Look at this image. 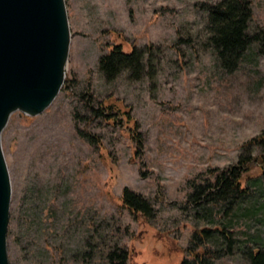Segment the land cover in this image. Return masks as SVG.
<instances>
[{
	"label": "rangeland",
	"instance_id": "rangeland-1",
	"mask_svg": "<svg viewBox=\"0 0 264 264\" xmlns=\"http://www.w3.org/2000/svg\"><path fill=\"white\" fill-rule=\"evenodd\" d=\"M219 1L66 0L65 84L44 112H15L2 133L9 264H108L113 250H128V264H181L203 229L214 253L204 264H252L250 252L264 250V173L228 200L188 201L195 184L256 156L247 144L264 131V53L253 45L236 70L223 68L208 41L207 5ZM251 1L253 33L264 0ZM119 43L152 46L140 77L101 72ZM101 103L130 111L131 131L96 113ZM125 188L150 202L151 217L123 205Z\"/></svg>",
	"mask_w": 264,
	"mask_h": 264
},
{
	"label": "water",
	"instance_id": "water-1",
	"mask_svg": "<svg viewBox=\"0 0 264 264\" xmlns=\"http://www.w3.org/2000/svg\"><path fill=\"white\" fill-rule=\"evenodd\" d=\"M71 26L66 0H0V264H9L12 182L2 133L11 116H36L67 78Z\"/></svg>",
	"mask_w": 264,
	"mask_h": 264
},
{
	"label": "trees",
	"instance_id": "trees-1",
	"mask_svg": "<svg viewBox=\"0 0 264 264\" xmlns=\"http://www.w3.org/2000/svg\"><path fill=\"white\" fill-rule=\"evenodd\" d=\"M208 9V41L215 50L218 60L229 71H234L240 65L245 53L253 45L264 53V27L258 32H250V21L253 18L251 0H221L207 5ZM127 49L123 44L113 45L109 51L99 59V68L107 80L116 79L122 72L131 71L137 77L145 69V57L152 53V46L142 49L134 44ZM94 109V108H93ZM109 121L126 123L125 129L133 128L132 115L128 110H121L112 104L101 103L95 108ZM128 127V128H126ZM136 137V136H133ZM140 141V140H139ZM252 144L260 151L256 156L241 155L239 160L225 169L215 173L212 183H199L194 185V191L189 195L188 201L201 198V200H228L231 195H241L248 192L247 181L257 178L264 173V131L252 138L247 145ZM259 166V172L253 176L250 171ZM123 205L133 214H141L149 218L153 214L150 202L140 193L125 188L122 193ZM209 229L196 230L192 242L195 246L186 248L189 257H185L181 264H204L212 259L214 253L201 244ZM227 240L232 238L224 233ZM252 264H264V250L256 249L250 252ZM130 252L128 250H113L108 254V264H128Z\"/></svg>",
	"mask_w": 264,
	"mask_h": 264
}]
</instances>
